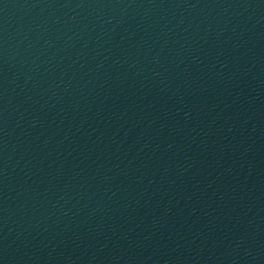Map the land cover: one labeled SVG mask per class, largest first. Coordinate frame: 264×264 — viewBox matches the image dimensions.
Segmentation results:
<instances>
[{
  "label": "water",
  "instance_id": "95a60500",
  "mask_svg": "<svg viewBox=\"0 0 264 264\" xmlns=\"http://www.w3.org/2000/svg\"><path fill=\"white\" fill-rule=\"evenodd\" d=\"M263 248L264 0H0V264Z\"/></svg>",
  "mask_w": 264,
  "mask_h": 264
}]
</instances>
